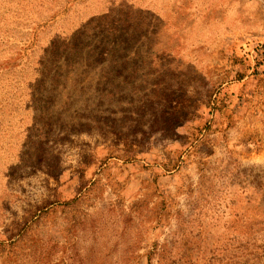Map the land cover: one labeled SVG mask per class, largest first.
I'll use <instances>...</instances> for the list:
<instances>
[{"label": "rangeland", "instance_id": "obj_1", "mask_svg": "<svg viewBox=\"0 0 264 264\" xmlns=\"http://www.w3.org/2000/svg\"><path fill=\"white\" fill-rule=\"evenodd\" d=\"M261 256L264 0H0V264Z\"/></svg>", "mask_w": 264, "mask_h": 264}, {"label": "trees", "instance_id": "obj_2", "mask_svg": "<svg viewBox=\"0 0 264 264\" xmlns=\"http://www.w3.org/2000/svg\"><path fill=\"white\" fill-rule=\"evenodd\" d=\"M258 264H264V256H261L260 258H258Z\"/></svg>", "mask_w": 264, "mask_h": 264}]
</instances>
